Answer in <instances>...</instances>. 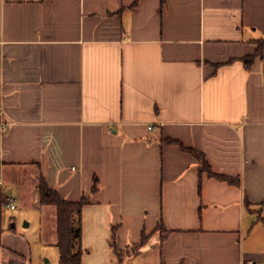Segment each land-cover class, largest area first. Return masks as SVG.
<instances>
[{"label":"crops","instance_id":"crops-1","mask_svg":"<svg viewBox=\"0 0 264 264\" xmlns=\"http://www.w3.org/2000/svg\"><path fill=\"white\" fill-rule=\"evenodd\" d=\"M258 39L264 0H0L3 202L56 226L38 176L84 198L81 264H264V51L242 61ZM9 226L0 264H31ZM142 234L119 263L109 241Z\"/></svg>","mask_w":264,"mask_h":264},{"label":"trees","instance_id":"trees-1","mask_svg":"<svg viewBox=\"0 0 264 264\" xmlns=\"http://www.w3.org/2000/svg\"><path fill=\"white\" fill-rule=\"evenodd\" d=\"M264 51V39H258L256 41V49L253 54L245 55L242 57V61L246 68H249L253 60L260 56ZM216 66V65H215ZM163 143L166 144H176L183 151L188 152L193 157L196 158L199 164V171L206 173L210 177H215L219 180L226 181L230 184H235L239 186V182L237 179L214 173L210 165L207 163L202 152L197 151L191 147H185L182 143L174 139H165ZM37 193H38V204L40 206H53L55 208L56 214V241L55 247L58 251V264H81V254L82 248L80 244L81 237V221H80V210L82 205L85 203L84 198H81L76 202H69L64 200L57 191L45 182L42 175L38 176L37 185H36ZM96 186L94 184L92 190H95ZM2 192H0V233L4 231L2 227ZM244 203L247 207L249 204L246 196H244ZM158 227L160 229H164L162 224H159ZM14 227H8V230H13ZM164 236H162L163 238ZM145 243V235L142 234V237L139 243L127 247L124 250H119L116 248V245L112 240L109 241V246L113 250L115 257L119 263H122L123 258L125 256H130L138 253L139 249Z\"/></svg>","mask_w":264,"mask_h":264},{"label":"rangeland","instance_id":"rangeland-1","mask_svg":"<svg viewBox=\"0 0 264 264\" xmlns=\"http://www.w3.org/2000/svg\"><path fill=\"white\" fill-rule=\"evenodd\" d=\"M15 196L18 199V195ZM40 212L35 206L33 207V203L26 202L22 206L16 200V209L11 210L3 202L2 219L10 221L16 231L23 233L29 239L32 249L31 264H58L57 248L52 241H49L55 230L54 216L50 212L46 214Z\"/></svg>","mask_w":264,"mask_h":264},{"label":"built area","instance_id":"built-area-1","mask_svg":"<svg viewBox=\"0 0 264 264\" xmlns=\"http://www.w3.org/2000/svg\"><path fill=\"white\" fill-rule=\"evenodd\" d=\"M0 113H2V108L1 107H0ZM4 124H5V122H3V121L0 122V127L2 128L4 126ZM6 206L9 209H11V210L15 209V207H16L15 204H14V202H13V200L11 198L6 199ZM240 264H252V261L249 260V259H245V260H242L240 262Z\"/></svg>","mask_w":264,"mask_h":264}]
</instances>
